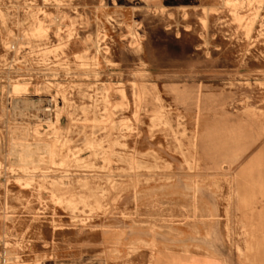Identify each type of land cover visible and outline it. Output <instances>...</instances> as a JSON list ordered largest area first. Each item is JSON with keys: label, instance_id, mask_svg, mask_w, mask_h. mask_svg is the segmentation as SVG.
<instances>
[{"label": "rangeland", "instance_id": "rangeland-1", "mask_svg": "<svg viewBox=\"0 0 264 264\" xmlns=\"http://www.w3.org/2000/svg\"><path fill=\"white\" fill-rule=\"evenodd\" d=\"M0 264H264V0H0Z\"/></svg>", "mask_w": 264, "mask_h": 264}]
</instances>
